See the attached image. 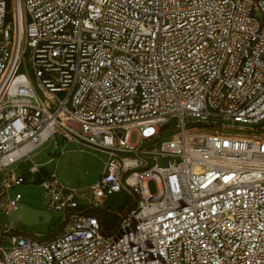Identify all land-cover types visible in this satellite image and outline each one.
<instances>
[{"label":"built area","instance_id":"obj_1","mask_svg":"<svg viewBox=\"0 0 264 264\" xmlns=\"http://www.w3.org/2000/svg\"><path fill=\"white\" fill-rule=\"evenodd\" d=\"M263 122L264 0H0V264H264ZM48 140L106 155L88 206L134 195L117 231ZM38 176L46 238L11 220Z\"/></svg>","mask_w":264,"mask_h":264},{"label":"rangeland","instance_id":"obj_2","mask_svg":"<svg viewBox=\"0 0 264 264\" xmlns=\"http://www.w3.org/2000/svg\"><path fill=\"white\" fill-rule=\"evenodd\" d=\"M131 141H137L136 133L132 135ZM32 156L38 164L45 166L48 171H55L59 181L66 188L70 189V195L73 196V200L77 201L80 205V208H74V211H85V209L89 208L91 186L99 180L103 171L104 161L106 159L105 154L86 146L77 145L73 142L67 143L64 147L62 144L56 147L48 140L36 148ZM157 162L161 166H166L168 164V158L159 157ZM26 167L27 165L21 164L18 169L24 172ZM148 187L151 193H157L158 187L155 180H150L148 182ZM71 190H73V192ZM17 193L22 195V202L36 208L46 207L48 197L45 188L41 184L28 182L12 190L11 196L14 197ZM135 203L136 197L134 195L117 193L102 207L92 210L102 211L108 215L110 214L111 218L118 221L121 219L123 213ZM88 212V210L85 211V213ZM54 216L55 218L49 224L30 227L18 223L16 227L26 232L40 234L42 238H46L49 237L50 232L54 230L50 227L56 228L58 225L57 220L62 218L60 212H54ZM0 217H2L3 221L6 220L3 216Z\"/></svg>","mask_w":264,"mask_h":264},{"label":"water","instance_id":"obj_3","mask_svg":"<svg viewBox=\"0 0 264 264\" xmlns=\"http://www.w3.org/2000/svg\"><path fill=\"white\" fill-rule=\"evenodd\" d=\"M54 215L47 208H36L25 202H19L11 214L13 224L21 223L25 226H38L49 224L53 221ZM3 229L0 227V233ZM9 234H14L10 232Z\"/></svg>","mask_w":264,"mask_h":264},{"label":"trees","instance_id":"obj_4","mask_svg":"<svg viewBox=\"0 0 264 264\" xmlns=\"http://www.w3.org/2000/svg\"><path fill=\"white\" fill-rule=\"evenodd\" d=\"M41 182H42V179L38 176L34 183L41 184ZM134 206H135V204H133L131 207H129V209L132 210L134 208ZM92 209H94V208H88V209H85V211L88 210L89 212L87 214L98 217L100 222L102 223V226L104 227V229L107 233L111 234V233H114L115 231H117L120 220L115 221V219L111 218L110 214L108 215V214L103 213L102 211H96V210H92Z\"/></svg>","mask_w":264,"mask_h":264},{"label":"flooded vegetation","instance_id":"obj_5","mask_svg":"<svg viewBox=\"0 0 264 264\" xmlns=\"http://www.w3.org/2000/svg\"><path fill=\"white\" fill-rule=\"evenodd\" d=\"M50 228H52V229H54L55 231H58L59 229H57V228H53V227H50ZM26 231H23V230H21V229H18V233L19 234H24Z\"/></svg>","mask_w":264,"mask_h":264}]
</instances>
